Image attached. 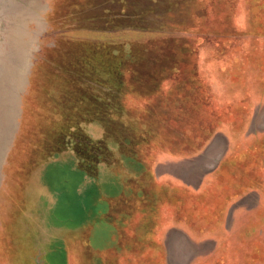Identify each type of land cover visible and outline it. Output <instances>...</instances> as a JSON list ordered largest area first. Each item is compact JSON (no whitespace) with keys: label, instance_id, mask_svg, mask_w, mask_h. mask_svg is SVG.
Here are the masks:
<instances>
[{"label":"rangeland","instance_id":"1","mask_svg":"<svg viewBox=\"0 0 264 264\" xmlns=\"http://www.w3.org/2000/svg\"><path fill=\"white\" fill-rule=\"evenodd\" d=\"M198 1L151 29H95L98 2L51 0L54 43L0 139V264H264V0ZM59 35L139 51L120 113L82 123L110 148L86 173L55 151Z\"/></svg>","mask_w":264,"mask_h":264},{"label":"trees","instance_id":"2","mask_svg":"<svg viewBox=\"0 0 264 264\" xmlns=\"http://www.w3.org/2000/svg\"><path fill=\"white\" fill-rule=\"evenodd\" d=\"M222 1L225 0H215V4ZM94 2H98L101 7L99 13L93 11L91 13L95 16L88 17L95 29L102 28L104 22L113 29L124 26L151 29L153 27L150 24L160 14L161 17L166 14L170 17L176 10L188 7L191 0H92ZM114 3L120 6L118 10ZM202 4L203 0H199L198 12L204 10ZM224 34V31H220L218 36ZM56 37L55 54L48 61L61 118L58 125V129L60 126L61 129L55 130L61 143L55 151L71 148L81 158L77 164L78 169L86 173L90 171V167L93 168L91 163L86 164L89 157L94 163L101 157L104 161L110 160V148L105 139L90 141L82 132V123L94 122L95 118L106 111L109 114L111 111L120 113L122 107L118 93L124 87V67L130 77L138 80L137 76L141 73L138 61L130 64L133 65L130 68L126 61L135 59L139 51L134 47L124 49V44L69 41L63 35ZM154 75L153 71L149 72L150 77ZM86 144L89 145L90 153L84 155L82 147ZM91 174L94 175L95 171ZM144 177L140 178V185H144ZM148 182L150 183L149 179Z\"/></svg>","mask_w":264,"mask_h":264},{"label":"clouds","instance_id":"3","mask_svg":"<svg viewBox=\"0 0 264 264\" xmlns=\"http://www.w3.org/2000/svg\"><path fill=\"white\" fill-rule=\"evenodd\" d=\"M51 0H0V139L14 140L40 57L54 43Z\"/></svg>","mask_w":264,"mask_h":264}]
</instances>
